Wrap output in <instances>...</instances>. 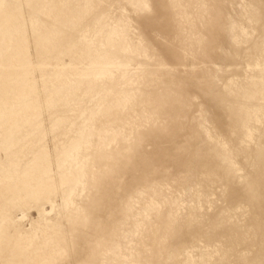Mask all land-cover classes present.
I'll return each mask as SVG.
<instances>
[{
	"label": "rangeland",
	"instance_id": "374dc122",
	"mask_svg": "<svg viewBox=\"0 0 264 264\" xmlns=\"http://www.w3.org/2000/svg\"><path fill=\"white\" fill-rule=\"evenodd\" d=\"M0 264H264V0H0Z\"/></svg>",
	"mask_w": 264,
	"mask_h": 264
}]
</instances>
